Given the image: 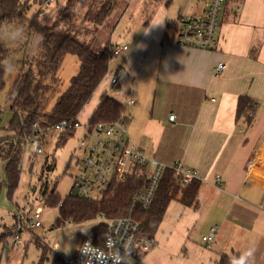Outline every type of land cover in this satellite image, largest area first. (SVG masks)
Returning a JSON list of instances; mask_svg holds the SVG:
<instances>
[{
  "label": "crops",
  "instance_id": "crops-1",
  "mask_svg": "<svg viewBox=\"0 0 264 264\" xmlns=\"http://www.w3.org/2000/svg\"><path fill=\"white\" fill-rule=\"evenodd\" d=\"M157 1L160 5L150 9L147 15L142 14L120 46H126L127 50L122 51L126 54L118 72L124 71L123 84L126 77L133 84L127 102L131 108L127 124L130 141L156 161L168 166L182 161L199 173L201 188L196 207L202 202L210 204L219 223L213 227L219 231L229 220L245 225L250 217L258 222L261 215L264 217V0L226 2L217 43L211 50L183 46L175 40L179 17L202 15L209 0H179L182 3L177 16L172 6L175 0ZM57 9L58 5L51 12L53 18L47 26L26 28L33 31L26 34L29 40L33 36L30 58L40 43L38 34L44 36L49 32L63 6ZM127 15L125 7L111 25H117L119 18ZM144 16H148L146 20ZM107 32V28L100 29L103 44ZM220 63L226 68L217 76L215 68ZM79 67L77 60V70L71 78L79 72ZM61 70L62 66L58 72L60 83L47 111L52 110L55 98L69 87L71 78L57 93L62 85ZM114 78H117L114 85H119L118 74L113 75L109 66L103 83L108 85ZM243 96L254 101V107L245 108L246 114L237 117L238 102ZM99 103L88 120H81L84 112L79 115L83 125L89 124ZM170 115L176 116L175 126L169 121ZM248 117H252L251 123ZM17 243L20 241L15 239L14 244ZM40 256L41 251L36 264ZM22 258L23 248L15 245L8 264H17Z\"/></svg>",
  "mask_w": 264,
  "mask_h": 264
},
{
  "label": "rangeland",
  "instance_id": "rangeland-1",
  "mask_svg": "<svg viewBox=\"0 0 264 264\" xmlns=\"http://www.w3.org/2000/svg\"><path fill=\"white\" fill-rule=\"evenodd\" d=\"M58 3L57 10L59 11L62 6L64 9L67 0H58ZM181 3L179 0L172 2V6L175 7L173 12L176 16L180 12ZM159 5L160 3L157 0H117L116 6L107 19L105 26L94 27L95 32H90L89 34H81L72 30L70 31V35L76 36L77 39L86 44H90L97 53L107 43H111L114 47H120L123 45L124 39L128 37V33H130L132 27L136 26V21L141 18L142 14L145 12L147 15L150 9ZM87 6V2H84L83 5L79 4L69 16L70 21L81 30L87 28L90 30L93 27L90 23L85 24L84 21ZM55 7H57V4L55 6V1L49 5L41 6L40 3H35L32 0L27 13L28 16H32L34 13L39 12V18L34 22V25L47 26L52 21L53 15H51V12L55 10ZM125 7L128 8V15L119 18L117 25L114 24L112 26V20L116 15H120ZM147 17L144 16L143 18ZM54 23L55 20L52 26ZM25 24H28V26ZM18 25L23 26L24 35L22 39L13 38V30ZM29 25V22L9 24L0 33L1 42L10 51L6 60L7 70L2 79L3 85H0V144L7 141L13 134L9 130L10 121L13 117L11 102L9 101L12 79L20 71L23 61L27 59L24 62L26 63L33 58V56L30 58L29 55L31 53L33 36L30 40L26 38L28 32H33L31 30L27 31L26 28ZM105 27L109 32H107L108 34L103 44L101 43L103 37L100 38L99 32L101 28L106 29ZM125 54L126 52H121L113 58L111 61L112 65H110L112 74H118L119 85L102 83V86L97 89L92 101L84 110L81 116L82 121L89 119L91 111L100 102L103 94L118 100L131 111L130 105L128 106L127 102L130 100L129 95L133 84L127 77L126 83L124 82L123 84L124 78H122V73L124 71L121 69V74L118 72L122 63L121 59ZM76 70V57L67 55L62 64V85L59 87L57 93H60L64 89L67 80L75 74ZM137 78H139V82L140 77ZM56 100L57 97L55 98V102ZM82 140H84V131L82 129L77 130L73 136L61 145L59 144L60 135L57 132H50L47 136H43L41 153H33L31 145L27 141L19 185L14 191L12 199L8 197L5 189L0 192V232L9 233V230H14L12 227L19 222L18 209L23 210L28 206L30 208L26 210L28 214H25L21 221L25 226V230L20 234V239H17L18 233H15L14 237H9L3 248L0 249V264H8L15 245H18V249L20 247L23 248V258L19 263L17 261V264L35 263L40 255V249L36 244H32L31 242L35 237L41 238L45 243L50 245L51 250L48 248V252H45L50 261H52L55 252L66 257H71L81 243V228H84L87 232L90 231L92 221H86L89 223L85 222L83 224L69 221L71 222L70 226L67 225L68 222L64 226H56L57 222L60 221V205L70 195L74 178L79 173V161L85 157V152L80 147ZM53 159H55V162ZM54 163V170L49 172L47 166L52 164L53 168ZM2 169L3 161L0 160L1 178H3ZM45 183L56 185V192L60 201L54 206L45 204L43 201L42 191ZM239 204L237 202V205ZM38 207L42 208L43 211L39 220L41 227L33 228L31 227L30 219ZM247 218L249 222L247 221L245 225L229 220L226 226L222 227V230L220 229L215 243L209 249L205 246L202 238L209 233L211 227L218 226L219 224L217 222L218 217H215L214 213L210 210V204L202 202L198 207H185L178 201H172L155 235L154 246L149 251L141 253L132 264H217L222 254L235 258L247 250H253L255 253L250 259L249 264H264V217L261 215L258 222L252 221L250 217ZM15 239L20 241V243L14 244ZM55 245L58 246L56 251L53 250ZM26 249L27 257L25 256Z\"/></svg>",
  "mask_w": 264,
  "mask_h": 264
},
{
  "label": "trees",
  "instance_id": "trees-1",
  "mask_svg": "<svg viewBox=\"0 0 264 264\" xmlns=\"http://www.w3.org/2000/svg\"><path fill=\"white\" fill-rule=\"evenodd\" d=\"M41 6L49 5L45 0H34ZM32 0H0V33L9 24L29 22L33 26L38 20L39 12L28 17ZM88 3L84 21L93 27L90 30H81L70 21L69 16L75 11L79 4ZM227 3H241L242 0H226ZM117 0H67L66 6L55 20L49 32L44 35L43 44L37 47L32 60L22 63L21 69L12 82L11 111L13 117L10 121L9 130L13 133L11 137L0 144V160L3 161L2 177H0V192L5 189L10 199L19 185L20 175L23 169V157L27 141L32 137L34 124L44 130V136L50 133L55 125L61 121H76L81 113L92 101L97 89L105 81L110 62L115 58L114 46L107 43L97 53L90 44H86L77 37L70 35V31L81 34L95 32L94 27H102L110 13L113 11ZM80 35V34H79ZM81 36V35H80ZM94 39V38H93ZM92 39V41H93ZM40 44V43H39ZM10 54L9 49L0 40V85H3V77L7 70L6 60ZM67 55L75 56L80 64L79 72L70 80L68 89L60 95L51 111L47 106L53 98L60 80L58 72L63 60ZM113 85V84H112ZM248 106V107H247ZM254 107V101L249 97H240L237 107V117L246 114V110ZM130 118L129 109L118 100L103 94L96 110L92 114L89 124L99 123L113 124L122 122L125 126ZM249 123L252 117L247 118ZM75 132L60 135V145L73 136ZM55 162V159H53ZM52 160V161H53ZM55 163L47 166L49 172L53 171ZM148 184V171H138L130 175L126 182L118 188L114 199H87L70 194L60 205V221L56 226H64L66 222L72 221L82 224L93 221L99 216L116 218L128 215L131 200L135 193L146 189ZM201 188L199 180L193 181L186 188L179 187L175 183L174 172L167 169L164 173L160 186L155 196L152 208L148 213L140 216L142 222V233L139 244H151L149 250L154 246L155 235L168 206L172 201H179L185 207H196L198 194ZM45 204L55 205L60 201L56 192V185L45 183L42 191ZM19 220V219H18ZM14 230L0 232V249L3 248L9 237L15 233H22L25 226L21 221L14 224ZM14 231V232H13ZM13 232V233H12ZM94 237L102 242L106 237L107 230L104 223L96 225L93 229ZM40 249L41 256L38 264H65L66 257L55 253L52 261L48 259L45 252L50 245L41 238L32 240ZM148 250V251H149ZM232 257L221 255L217 264H231Z\"/></svg>",
  "mask_w": 264,
  "mask_h": 264
},
{
  "label": "built area",
  "instance_id": "built-area-1",
  "mask_svg": "<svg viewBox=\"0 0 264 264\" xmlns=\"http://www.w3.org/2000/svg\"><path fill=\"white\" fill-rule=\"evenodd\" d=\"M53 0H45L50 3ZM171 1V0H169ZM226 0H209L202 15L181 16L177 20L175 40L178 44L201 50H211L217 43V31ZM127 47H114V55L118 56ZM224 63L215 68V75H221L225 70ZM111 83H117V78ZM131 105L134 101L130 102ZM175 115L169 116V121L175 126ZM84 131V140L80 147L85 157L79 161V173L75 176L70 194L87 199L112 200L116 197L118 188L124 184L136 170L148 171V184L145 190L138 191L131 200L128 215L116 218L99 216L91 222V229L87 232L81 228V243L78 251L66 258L65 264H132L141 253L148 251L151 244H139L142 233V213H148L153 206L156 193L167 169L174 172L175 183L186 188L193 181L199 180V173L189 169L182 161L172 166L156 161L146 155L131 141L126 126L122 122L113 124L99 123L96 125H83L79 120L61 121L50 132L59 135ZM32 137L28 140L33 153L42 152L44 130L36 123L32 128ZM220 182V178L217 177ZM18 209V219L22 221L26 210ZM42 208L35 209L30 219L31 227H41L40 218ZM89 223V222H86ZM104 223L107 234L102 242L94 237L93 229L96 225ZM83 224V223H82ZM68 226L71 222L67 223ZM218 227H212L209 234L202 240L207 248L215 243ZM18 239V237H17ZM55 245L53 250H57Z\"/></svg>",
  "mask_w": 264,
  "mask_h": 264
},
{
  "label": "clouds",
  "instance_id": "clouds-1",
  "mask_svg": "<svg viewBox=\"0 0 264 264\" xmlns=\"http://www.w3.org/2000/svg\"><path fill=\"white\" fill-rule=\"evenodd\" d=\"M2 23V22H0ZM23 26L22 25H18L14 30V39H22L23 38V30H22ZM40 36V44L38 45V47L40 45L43 44V40H44V36L43 34H38ZM254 251L253 250H247L242 252L238 257H235L233 259H231V264H249L250 259L254 256Z\"/></svg>",
  "mask_w": 264,
  "mask_h": 264
}]
</instances>
